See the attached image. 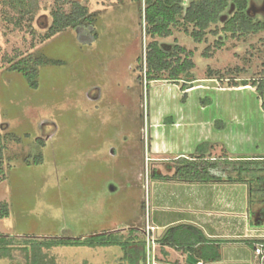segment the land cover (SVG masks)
Returning <instances> with one entry per match:
<instances>
[{
    "label": "rangeland",
    "instance_id": "obj_1",
    "mask_svg": "<svg viewBox=\"0 0 264 264\" xmlns=\"http://www.w3.org/2000/svg\"><path fill=\"white\" fill-rule=\"evenodd\" d=\"M9 2L0 0V147L6 172L0 204L8 206L0 234L16 239L11 258L0 257V264H11L12 258L25 264L19 246L26 239L88 237L121 228L141 238L146 219L151 223V194L169 190L149 173L148 146L162 149L170 159L176 150L189 153L195 141L202 149L209 146L205 142H219L230 153L263 149L264 138L249 120L250 112L262 110L256 91L226 83L236 76L252 80L264 75V31L245 38L208 34L200 43L179 25L172 35L157 37L162 44L193 50L197 79L183 91L182 82L147 84L144 78L151 41L145 33L144 0H83L93 14L94 32L68 28L46 40L51 12L57 6L68 12L69 1L29 0L35 7L32 19L26 15L19 26L14 22L19 14ZM251 12L264 19V0H254ZM217 39L219 47L214 46ZM27 56L58 61L39 67L35 88L22 73L8 70L9 62ZM209 67L224 73V84L205 79ZM182 114H192L193 120L179 124ZM243 115L245 135L238 137L236 118ZM176 193L184 194L183 188ZM51 258L55 264H133L118 245L55 246L45 259Z\"/></svg>",
    "mask_w": 264,
    "mask_h": 264
},
{
    "label": "trees",
    "instance_id": "obj_2",
    "mask_svg": "<svg viewBox=\"0 0 264 264\" xmlns=\"http://www.w3.org/2000/svg\"><path fill=\"white\" fill-rule=\"evenodd\" d=\"M12 9L16 10L19 17L14 20L16 25H21L22 19L31 14L32 5L29 0H9ZM70 3V10L64 12L61 6H57L51 12L52 21L43 39H49L55 34L68 29H76L79 32H94V17L88 12V8L82 3L83 0H57ZM87 1V0H85ZM141 1V0H135ZM254 0H144L145 7L143 17L145 21V33L151 38L145 50V80L147 84L151 81L166 80L172 83H180L181 90H185L188 82L196 80L193 69V50L173 43L162 44L156 38L172 35L173 28L181 25L185 31L196 42L206 40L208 34L218 35L220 32L231 37H246L250 34H257L264 31V19L252 15V2ZM35 8V7H34ZM29 15V20L32 16ZM192 29L188 31L187 26ZM96 37V35H94ZM221 40H215L214 46L219 47ZM209 46L203 52L207 56ZM140 62V58H138ZM58 61L48 59L44 56H27L11 63L8 70L22 73L28 84L35 88L38 81L39 67L48 63ZM142 70V64L139 65ZM241 68H235L238 72ZM217 75V76H216ZM207 78H226L224 73L208 68ZM236 78V77H235ZM141 80L142 76H137ZM228 85H249L255 86L261 106L264 109V75L258 79L235 81L228 79ZM186 97L184 92L183 100ZM210 146L209 143L205 142ZM207 148L202 149L199 144L196 153L189 157H177L173 160L174 172L172 174L153 173L155 178L166 181L180 182H211V181H243L242 174H250L261 183L262 175L258 171H264L259 167L258 160L229 159L223 151L222 156L213 158L207 154ZM29 157L25 161L29 162ZM39 161L36 159V162ZM236 174L235 176L233 174ZM6 176L3 164V147H0V181ZM261 189V188H259ZM8 216L7 204H0V218ZM131 229L102 232L88 237H53L33 238L24 240L19 246L25 252V264H55L53 258L47 259L48 250L55 246H88L107 247L118 245L125 251V256L136 263L145 259L146 242L143 238ZM141 236V235H140ZM16 237H8L0 234V257H10L11 244L15 247ZM156 242L163 247H171L182 253L191 254L202 263H208L220 259V240L208 238L204 232L191 224H176L167 227L163 233L156 238ZM253 242V241H252ZM264 244V238L254 240ZM44 250V251H43ZM46 250V251H45ZM13 257V256H12ZM46 258V259H45ZM11 264H18L11 261Z\"/></svg>",
    "mask_w": 264,
    "mask_h": 264
},
{
    "label": "crops",
    "instance_id": "obj_3",
    "mask_svg": "<svg viewBox=\"0 0 264 264\" xmlns=\"http://www.w3.org/2000/svg\"><path fill=\"white\" fill-rule=\"evenodd\" d=\"M205 79L213 80L216 78L205 76ZM244 79L248 80L246 77L236 76L234 78L238 82ZM219 81L224 84L222 80ZM157 82L166 83L165 80H158ZM228 86L233 88L251 86L256 91L255 86L251 84ZM188 88L190 87L187 86ZM257 98L262 110L259 113L252 112V116L250 112L249 120H251V127L255 131L258 130L264 138V109L261 106L258 94ZM256 114L258 117H256ZM182 115L183 117L178 118L177 121L183 125L188 124L186 121L189 122L194 117L192 114ZM171 118L169 117L170 123H173L174 118ZM236 119H239L237 124L239 127L234 131V135L237 134L238 137L242 134L245 135V132H242L240 128L242 122L245 121L244 115ZM198 142L190 143L189 153L176 150V153H174L176 155L172 159L165 156L162 149L153 151L152 147L148 146V155L153 158L150 161L151 164L148 162L149 167H151L149 173L156 182L163 181L167 183L169 190L167 194H151L150 200L153 208L150 216L151 223L149 224L148 219H146V223L155 227L153 234L156 238L169 226L191 224L200 228L208 238L220 240V259L204 264H261L259 257L254 252L257 244L254 240L264 238V187L257 182V179L250 174H242L243 181L180 182L161 180L153 176L154 172L172 174L174 172L173 160L180 156L189 157L195 154L197 146L201 144ZM209 144L210 146H208L206 152L211 154L213 158L222 156V152L225 151L229 159L258 160V166L264 167V141L263 149H260L261 152L257 151V153H239L240 151L230 153L225 147H220L219 142ZM256 148L259 150V145ZM192 150L194 151L192 152ZM245 156H248V158ZM156 164L159 166H155ZM258 173L262 175L264 185V171H258ZM253 179L255 180L254 184L250 183ZM248 184L250 185L248 186ZM253 185H255L258 194H254L255 188ZM180 188H183L184 194L176 193L177 189ZM213 190L216 191V194H209ZM119 230L125 229L121 228ZM144 230L145 228L139 230L141 237L144 236ZM186 256V253L184 254L174 248L167 246L162 248L156 242L154 264H190L186 261ZM197 264L203 263L197 259Z\"/></svg>",
    "mask_w": 264,
    "mask_h": 264
},
{
    "label": "built area",
    "instance_id": "obj_4",
    "mask_svg": "<svg viewBox=\"0 0 264 264\" xmlns=\"http://www.w3.org/2000/svg\"><path fill=\"white\" fill-rule=\"evenodd\" d=\"M149 161H152V158L147 157V162ZM154 228V226H150L146 223V227L144 230V237L146 242V264L155 263L156 237L153 234ZM254 252L259 257L261 264H264V244L257 243Z\"/></svg>",
    "mask_w": 264,
    "mask_h": 264
},
{
    "label": "water",
    "instance_id": "obj_5",
    "mask_svg": "<svg viewBox=\"0 0 264 264\" xmlns=\"http://www.w3.org/2000/svg\"><path fill=\"white\" fill-rule=\"evenodd\" d=\"M191 85L189 87H192V83H190ZM246 158H248V156H245ZM186 261L190 264H197V259L192 256L191 254H187L186 256Z\"/></svg>",
    "mask_w": 264,
    "mask_h": 264
},
{
    "label": "flooded vegetation",
    "instance_id": "obj_6",
    "mask_svg": "<svg viewBox=\"0 0 264 264\" xmlns=\"http://www.w3.org/2000/svg\"><path fill=\"white\" fill-rule=\"evenodd\" d=\"M192 83V82H191Z\"/></svg>",
    "mask_w": 264,
    "mask_h": 264
}]
</instances>
